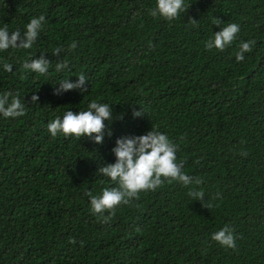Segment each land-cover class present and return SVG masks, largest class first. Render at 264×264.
I'll use <instances>...</instances> for the list:
<instances>
[{"label": "trees", "instance_id": "1", "mask_svg": "<svg viewBox=\"0 0 264 264\" xmlns=\"http://www.w3.org/2000/svg\"><path fill=\"white\" fill-rule=\"evenodd\" d=\"M185 3L167 20L148 14L155 0H0L10 31L45 17L32 48L0 52L13 65L0 68V93L29 101L24 115L0 116V264H264V0ZM227 23L240 26L236 39L206 49ZM241 41L251 46L237 61ZM42 54L46 75L22 68ZM80 74L87 93L54 94ZM91 100L113 105L102 143L49 134L50 119ZM132 107L146 113L133 117ZM152 126L177 145L182 170L201 180L191 187L212 207L162 178L104 221L88 194L114 182L96 173L98 163L114 161L117 137ZM225 225L233 248L211 238Z\"/></svg>", "mask_w": 264, "mask_h": 264}, {"label": "clouds", "instance_id": "2", "mask_svg": "<svg viewBox=\"0 0 264 264\" xmlns=\"http://www.w3.org/2000/svg\"><path fill=\"white\" fill-rule=\"evenodd\" d=\"M188 5L185 0H155L154 7L149 9L152 17H162L167 20L176 18L185 10ZM45 17L43 15L33 16L24 25L23 31L20 29L9 30L7 24L0 25V52L8 49H30L32 48L39 32L43 27ZM215 24L220 26V21ZM240 30L237 23H227L219 27L218 31L205 41L206 49L224 50L235 39ZM251 41H241L235 59L240 61L244 58V53L250 50ZM71 48L76 47L73 42ZM61 48H56L54 54L61 52ZM64 65L56 64L59 71ZM0 68L5 72L13 70V65L8 62L0 63ZM22 68L46 75L49 69V61L42 54L34 59L25 60ZM75 80L70 77L61 79L54 86V94L60 95L68 90H79L84 94L88 92L89 82L84 74L76 76ZM58 85V87H56ZM39 96L33 93L30 102L38 103ZM25 103L29 101L25 96L21 98L19 93L4 91L0 93V116L4 118H16L24 115ZM146 113L143 108H131L133 117H140ZM115 119L113 105L107 102L91 100L83 109L73 111L66 109L62 115L55 116L47 123L49 134L53 137L58 133L64 136H73L78 139L86 137L99 144L103 138L107 124H111ZM110 134V132H109ZM115 159L113 162L98 163L96 173L107 177L114 182V186L103 187L98 194L89 193V208L93 214L102 217L104 221L110 218L111 211L120 203H128L129 198L135 197L139 191L151 190L162 183V178L175 179L184 186H190L188 195L195 200H203V193L197 190L194 185H199L201 180L186 174L182 168V162H178L176 157L177 145L168 137L166 133L159 131L153 126L143 134H125L116 138L111 149ZM99 161V160H97ZM208 208L211 203H204ZM108 211L109 215H104ZM211 238L220 245L233 248L235 238L233 231L227 225L211 234Z\"/></svg>", "mask_w": 264, "mask_h": 264}]
</instances>
